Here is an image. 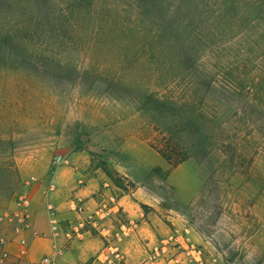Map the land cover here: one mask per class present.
Listing matches in <instances>:
<instances>
[{"label":"rangeland","instance_id":"rangeland-1","mask_svg":"<svg viewBox=\"0 0 264 264\" xmlns=\"http://www.w3.org/2000/svg\"><path fill=\"white\" fill-rule=\"evenodd\" d=\"M134 1L0 0V27L51 30L0 54V217L27 193L70 229L58 201L109 183L192 227L205 264H264V0H235L255 22L229 29L211 11V42L175 0L142 13ZM10 228L0 219V236Z\"/></svg>","mask_w":264,"mask_h":264},{"label":"crops","instance_id":"crops-1","mask_svg":"<svg viewBox=\"0 0 264 264\" xmlns=\"http://www.w3.org/2000/svg\"><path fill=\"white\" fill-rule=\"evenodd\" d=\"M117 192L113 185L107 183L101 188H93L90 185L81 186L72 194L83 199L82 202L90 209L97 206L103 196L116 195L120 212L113 214L111 220L116 221L118 216H124L137 221L135 232L120 244L125 254L122 264H143V260L154 247L160 245L164 239L181 233L178 227L168 226L164 217H159L154 212H147L142 207L143 202L138 190L131 193H124V190ZM57 205L61 211L60 217L64 220L78 217V213L72 211L64 200L58 201ZM48 218L47 212L41 211L37 201L34 202L31 209V227L26 231L32 260L56 255L59 264H102L98 259L106 242L102 235L96 232L90 235L85 234L83 238H80L79 235L68 232L69 229L64 225H61L58 234H55ZM168 218L175 219L174 216H168ZM183 234L189 236L196 244L203 243V237L192 227H185ZM12 250L14 252L18 250L16 243L12 245Z\"/></svg>","mask_w":264,"mask_h":264},{"label":"built area","instance_id":"built-area-1","mask_svg":"<svg viewBox=\"0 0 264 264\" xmlns=\"http://www.w3.org/2000/svg\"><path fill=\"white\" fill-rule=\"evenodd\" d=\"M31 206V197L27 193H19L14 198L11 213L0 217L1 220L7 219L11 224L10 232L0 236V264H59L56 255L44 256L38 260L30 258L26 231L31 227ZM70 206L78 213V217L68 232L83 238L85 234L90 235L93 229L96 230L106 241L99 253V261L104 264H122L125 254L119 242L131 234L134 223L132 220L120 222L117 226L110 223L112 215L120 212L117 196L111 195L91 209L82 201L72 200ZM47 211L53 230L58 234L61 222L55 206L48 204ZM15 243L18 246L16 252L12 250ZM204 257L205 252L200 245L193 242L189 236L178 234L164 239L160 245L154 247L143 260V264H205Z\"/></svg>","mask_w":264,"mask_h":264},{"label":"trees","instance_id":"trees-1","mask_svg":"<svg viewBox=\"0 0 264 264\" xmlns=\"http://www.w3.org/2000/svg\"><path fill=\"white\" fill-rule=\"evenodd\" d=\"M161 3L152 2L150 5L149 0H135V6L139 7L142 12L152 11L154 12L158 7L164 9L166 1L161 0ZM176 10H180L187 14L192 12L196 13L197 19L195 20L191 17V22L198 21L200 24L205 25L206 28L210 29V35L207 36V41H215L216 38L220 36L219 30H215L211 27L210 23L214 20V24L225 25L227 28H232L234 23H237V20L242 22L254 23L255 20H247L248 17H244L245 13L242 15L238 14L239 5L235 0H175ZM185 9V11H184ZM214 13V19L208 15L210 12ZM207 16L205 19L204 17ZM1 17V15H0ZM23 18V17H22ZM161 26L164 25V20L161 19ZM21 21L14 19L13 21L4 23L0 27V54H7V52H13L14 47H19L22 49L31 52L28 48L30 44L37 45L47 42L49 39V34L51 30L48 28V25L43 26L39 21L36 32L32 33L31 29L26 27V24H22ZM232 25V26H231ZM54 28V26H51ZM165 27V26H162ZM3 45V47L1 46ZM185 45V43H183ZM39 49H43L39 46ZM15 52V51H14ZM159 102V99L157 100ZM162 154L167 160L172 162L173 154L170 151H162ZM177 162V161H176Z\"/></svg>","mask_w":264,"mask_h":264}]
</instances>
